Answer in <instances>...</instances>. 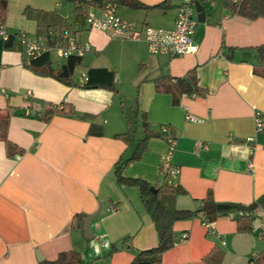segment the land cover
I'll return each mask as SVG.
<instances>
[{"label":"crops","instance_id":"1","mask_svg":"<svg viewBox=\"0 0 264 264\" xmlns=\"http://www.w3.org/2000/svg\"><path fill=\"white\" fill-rule=\"evenodd\" d=\"M138 1L148 8L117 5V15L172 28L183 0ZM212 1L207 12L210 3L201 0L206 16L193 36L198 51L170 58L152 54L146 42L116 40L89 28L85 15L99 7L85 6L78 14L70 0H8L3 22L9 34L70 29L91 50L65 84L27 65L17 39L6 49L0 38V111L10 115L12 146L0 140V264H39L38 253L54 261L69 251L80 254L83 264H131L155 248L157 231L140 189L120 185L115 168L145 140L141 159L123 175L163 191L165 125L177 139L172 163L180 170V192L163 195V203L191 212L200 202L204 211L231 209L214 219L216 234L203 226L204 211L176 222V238L188 233V240L156 264H255L264 253V205L258 204L264 202V132H257L255 122L258 113L264 121V59L258 51L264 18L249 20L232 14L226 0ZM163 2L162 9L154 8ZM50 58L58 69V62L67 61ZM80 66L88 76L91 69L103 71L91 75L92 85L79 87ZM191 70L199 92L156 91L158 78H185ZM129 86L136 96L124 93ZM187 113L199 121H188ZM241 212L249 215L240 217ZM88 216L95 248L84 237Z\"/></svg>","mask_w":264,"mask_h":264},{"label":"built area","instance_id":"2","mask_svg":"<svg viewBox=\"0 0 264 264\" xmlns=\"http://www.w3.org/2000/svg\"><path fill=\"white\" fill-rule=\"evenodd\" d=\"M201 0H183L177 9L175 25L172 28L153 27L148 24L139 25L136 22L129 21L117 15V4L106 3L99 7L98 12L89 11L85 15V22L89 28L101 31L108 37L121 41L129 42H146L149 51L154 55H166L170 58L182 57L195 54L198 51V46L194 43V33L198 24V13L196 11V2ZM214 5L212 0H204ZM237 1V0H234ZM5 27L3 20L0 19V38L7 41L10 37ZM18 42L23 48L26 56L27 65H31L33 60L42 55H56L62 62L71 57L83 58L86 53L91 50L89 43L82 42L76 32L70 29L50 30L46 35H32L25 31H19L14 34ZM62 66V63H57ZM89 81L87 74H82L76 78V86L85 87ZM27 96L31 97V92H27ZM62 109V105L59 107ZM29 114V111H27ZM186 119L191 122L199 120L187 113ZM257 132H264V121L260 113L256 114L255 118ZM163 135L166 137L167 151L163 155L160 166L159 176L162 179L163 185L172 189L179 188L177 177L180 173L178 167L172 163L174 152L177 146V139L172 135L171 129L168 126L162 127ZM248 140L252 141V138ZM196 146L201 147L202 143L197 142ZM249 171L253 172V165L249 163ZM199 208L203 206L200 202L197 205ZM203 226L211 234H216L214 221L209 216L201 213ZM249 214L241 212L240 217L248 216ZM231 216L235 217L234 214ZM188 233H183L176 241V244L186 242ZM104 242L102 246H104ZM175 244V245H176ZM92 248L96 247L95 239L90 240Z\"/></svg>","mask_w":264,"mask_h":264},{"label":"trees","instance_id":"3","mask_svg":"<svg viewBox=\"0 0 264 264\" xmlns=\"http://www.w3.org/2000/svg\"><path fill=\"white\" fill-rule=\"evenodd\" d=\"M76 3L75 12L80 14L85 6H96L101 7L106 3H115L117 5H123L130 7L132 9H147L148 6L139 2L138 0H70ZM166 2H163L154 8H163ZM226 6L231 11L232 14H237L249 20H256L259 18H264V0H226ZM8 8V0H0V19L3 20ZM16 39L14 35H10L7 41H4V47L6 49L10 48V43L12 39ZM18 41V40H17ZM258 51L262 58L264 59V44L258 47ZM82 58L71 57L67 59L65 64L61 68H54L53 63L49 55L45 54L37 59L33 60L30 67H32L37 72H40L44 75L53 77L54 79L65 83L70 84L71 79L75 74L76 68L81 64ZM103 71L102 69H91L89 71V81L86 85H92L91 75L96 72ZM178 87L181 90H184L188 94H193L199 92L198 87V78L195 70H191L187 77L185 78H172L170 76H165L155 80V88L158 93H167L173 88ZM10 115L8 112L0 111V140L7 142V129L9 127ZM91 133H95L90 131ZM172 133V132H171ZM172 135H174L172 133ZM164 138H166L164 136ZM145 140H142L138 143L135 152L129 160H127L121 167L116 166L115 175L117 182L120 185H127L132 187H138L141 193V199L146 208L147 212L151 215L152 221L154 223L155 229L158 235V245L155 248L150 250H145L140 252L132 261L131 264H156L159 263L162 259V256L165 252L173 248L176 244L177 238L174 234V224L178 221L189 219L195 215H198L201 211H204L203 206L198 208L195 212L177 210L166 206L163 203V195L172 193L176 194L180 191L177 189H172L164 186V190L154 188L156 191H152L150 185L142 180L137 178H130L123 175L124 168L130 163L139 161L142 157V153L145 150ZM8 143V142H7ZM11 144L8 143V148H11ZM259 205H264L263 200H260ZM257 205L250 206L247 208L249 212H252ZM236 210H244V208L237 206ZM206 214L211 218L212 221L216 219L218 215L225 214L227 212H219L216 209V206L212 208H205ZM239 219V218H237ZM78 221L81 219L79 217ZM243 230V229H241ZM39 264H83L81 255L74 252H62L59 254L56 260L48 261L44 260ZM255 264H264V253L255 258Z\"/></svg>","mask_w":264,"mask_h":264},{"label":"water","instance_id":"4","mask_svg":"<svg viewBox=\"0 0 264 264\" xmlns=\"http://www.w3.org/2000/svg\"><path fill=\"white\" fill-rule=\"evenodd\" d=\"M196 11L198 13V22H204L205 21V16H206V12H205V7L202 6V4L197 1L196 2ZM152 191H155L154 188H151ZM156 192V191H155ZM231 209V206H228V205H220L218 206V210L220 211H226V210H230ZM93 216H88L86 218L83 219V222H84V227H83V230H84V237L85 239L87 240H92L93 237H94V234L90 228V223H91V220H92ZM38 260L40 262H42L44 260L43 256L38 253Z\"/></svg>","mask_w":264,"mask_h":264},{"label":"rangeland","instance_id":"5","mask_svg":"<svg viewBox=\"0 0 264 264\" xmlns=\"http://www.w3.org/2000/svg\"><path fill=\"white\" fill-rule=\"evenodd\" d=\"M205 5H206V10H207V12H210V11L212 10L213 7H211L210 4H205ZM121 9H122V7L120 8V10H121ZM99 56H100V55H99ZM80 67H81V66H80ZM80 67H79V71L76 72L77 75H81V74H82V72H80V71H82V67H81V70H80ZM124 91H125L124 93H126V94H132V95H135V96H136V94H137L136 89H135L134 87H131V86L125 88Z\"/></svg>","mask_w":264,"mask_h":264}]
</instances>
